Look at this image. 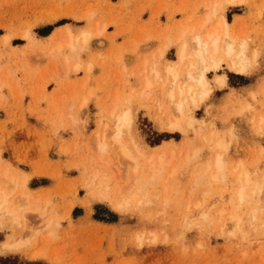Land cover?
<instances>
[{
  "label": "rangeland",
  "instance_id": "rangeland-1",
  "mask_svg": "<svg viewBox=\"0 0 264 264\" xmlns=\"http://www.w3.org/2000/svg\"><path fill=\"white\" fill-rule=\"evenodd\" d=\"M207 12L255 60L244 74L225 62L208 72L209 95L185 103L195 121L171 130L164 68L178 28ZM70 26L91 32L88 48L71 50ZM129 104L147 152L123 127L133 158L112 141ZM0 158L13 168L0 186L14 190L15 236L35 234L0 264H264V0H0Z\"/></svg>",
  "mask_w": 264,
  "mask_h": 264
},
{
  "label": "bare ground",
  "instance_id": "bare-ground-1",
  "mask_svg": "<svg viewBox=\"0 0 264 264\" xmlns=\"http://www.w3.org/2000/svg\"><path fill=\"white\" fill-rule=\"evenodd\" d=\"M210 20L211 12H207L199 25L190 28L189 34H187V30L180 28H178L175 33L177 60L168 62L164 68L166 77L171 78V84L166 88V97L171 100L176 99L173 102V106L171 107L172 111L166 123L167 128L171 130L181 129L184 123H186L185 125H192L195 121L193 115L185 109V103L187 100H191L195 103L197 94L202 100L209 95L211 88H209V82L206 79V74L208 72L218 70L221 64L225 62L235 73L244 74L250 70L251 61L256 56L255 50H252L250 53L251 57L248 56L249 44L246 40L238 41L230 35L228 23L223 14H221L220 20L218 22L216 21L214 24H211ZM101 32L102 31H99L98 33ZM66 33L69 37L67 44L72 51L79 47L80 44L83 48L89 47L91 38L90 31L84 30L80 35L74 36L71 28L67 27ZM2 40L9 43L11 35L8 33L3 35ZM58 48L61 49L62 46ZM65 58L67 59L68 57ZM88 69H91V66H89ZM182 75L184 81L180 82ZM156 76L162 77L164 74L163 72L156 73ZM215 80L219 85H223L226 77L224 75H217ZM151 84L150 78L147 77L142 90H149ZM164 89L165 87L163 85L161 90L164 91ZM159 97L162 99L161 94ZM158 103L161 108L160 111L163 113L165 104L161 100ZM123 127L126 129V134L132 142L133 148L140 156L146 155L147 152L143 148L144 146L141 147V145L136 142V137L133 135V108L131 104L119 114L116 128L112 135V141L118 147L121 154L133 158L132 152L129 146H127V141L123 137ZM101 146H104V144H101ZM162 163V158L159 157V162L151 166L152 171L160 172ZM223 163L222 157L218 155L215 161L218 171L222 170ZM210 167L211 164L209 163L207 168L210 169ZM140 168L141 163L134 158L133 170H139ZM13 192L14 190L12 188L9 189L5 186H0V230H6L9 229V227L12 228L7 238L0 241L1 254L21 251L26 244L31 243L29 236L35 235L30 231V233L28 232L27 234L28 236H15L17 232L13 225L19 220V217L14 207ZM237 192L239 198L242 200L245 192L244 186L239 188ZM24 195L27 199L31 197L30 192L24 193ZM112 205L116 210L123 211L126 209L127 202L123 197H115ZM219 212H222V210H219ZM9 224H11V226ZM30 255L31 257H37L40 255V252L33 251Z\"/></svg>",
  "mask_w": 264,
  "mask_h": 264
},
{
  "label": "crops",
  "instance_id": "crops-1",
  "mask_svg": "<svg viewBox=\"0 0 264 264\" xmlns=\"http://www.w3.org/2000/svg\"><path fill=\"white\" fill-rule=\"evenodd\" d=\"M70 28H71V30H73V27H72V26H70ZM175 46H176V54H177V45H175ZM148 52H150V50H149ZM12 169H13V168H11V167L8 165V163L5 162V163L3 164V162H2V160H1V158H0V175L4 174V173H6V172H11ZM15 170H17V169H15Z\"/></svg>",
  "mask_w": 264,
  "mask_h": 264
}]
</instances>
